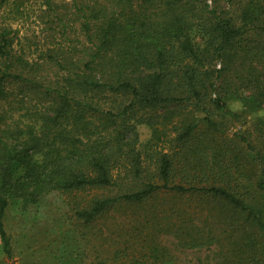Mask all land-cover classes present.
Segmentation results:
<instances>
[{
    "label": "trees",
    "instance_id": "1",
    "mask_svg": "<svg viewBox=\"0 0 264 264\" xmlns=\"http://www.w3.org/2000/svg\"><path fill=\"white\" fill-rule=\"evenodd\" d=\"M103 3L74 0L77 38L48 47L38 61L11 52L10 30L0 33V87L9 78L27 93L41 87L58 99L37 130L13 137L0 129L3 253L11 257L5 211L26 199L37 213L52 206L68 214L87 262L90 246L95 264H174L160 240L171 235L189 250L229 248V264H264V121L255 144L195 133L187 117L224 111L230 98L264 107V0ZM134 5L149 11L131 17ZM106 95L129 99L121 115L132 107L153 115L145 151L164 142L155 122L171 125L177 151L158 153L149 170L135 128L115 124L110 108L99 106ZM208 127L214 133L216 125ZM176 204L184 217L167 221Z\"/></svg>",
    "mask_w": 264,
    "mask_h": 264
},
{
    "label": "rangeland",
    "instance_id": "2",
    "mask_svg": "<svg viewBox=\"0 0 264 264\" xmlns=\"http://www.w3.org/2000/svg\"><path fill=\"white\" fill-rule=\"evenodd\" d=\"M73 1L49 0L48 6L45 0H0V33L3 30H10L8 38L13 39L11 52L31 62L40 60L50 46L56 49L71 46L72 40L79 34V27L71 17L74 11ZM99 2L104 4L103 0ZM219 4L225 8L223 2ZM133 10L135 14L131 17L135 18L139 16L141 10L144 14L149 11L145 6L139 8V5H134ZM79 38L82 40V37ZM3 63L4 59L0 57L1 72L4 68ZM0 88L5 93V97L2 99L0 97V129L2 132L8 131L11 134L9 136L25 135L29 128L37 130L44 118L53 116L58 103L54 92H45L40 87L33 93H27L23 86L9 78L4 79ZM100 99L99 106L102 110L110 108L113 117L117 118L115 124L118 122V125H122V121L125 120L127 125L135 128L138 140L136 147L141 153L142 160L145 158V166L149 170L154 166L151 160L154 161L158 153L173 154L177 151L173 142L175 133L169 132L171 125L162 129L161 124L155 122L164 142L155 145L152 141L153 145L147 147L145 151V144L152 138V131L147 124L152 122L153 115L140 107L129 108L125 115H121L123 108L129 105V99L125 96L106 95ZM187 117L190 120L188 124L194 127L195 133H201L209 138L214 134L213 138L217 140H232L235 136H242L256 144L255 127L257 122L264 121V107L253 109L249 103L230 98L225 101L224 111L213 110L210 107L208 112H194ZM99 119L92 118L94 125H99ZM209 122L216 125L214 133L211 132V127H208ZM118 130L122 132L121 127ZM19 139V142L23 140L21 137ZM238 148L244 149L242 144H239ZM178 204L174 205V211L164 213L167 221L184 217L183 211L186 208ZM171 206L172 203H169L168 208ZM67 218L68 214L62 215L52 206L46 207L42 213H37L26 199L11 201L3 217L4 229L10 241L11 257L8 258L3 253L0 241V264H95L96 253L90 246H86L90 261L87 262L81 257L80 242ZM144 228L152 230V227ZM140 238L141 234L137 231L135 240ZM160 240L169 248L174 257L172 261L174 264H229L226 263L229 259L226 255L229 248L212 245L189 250L181 247L175 236H163Z\"/></svg>",
    "mask_w": 264,
    "mask_h": 264
}]
</instances>
